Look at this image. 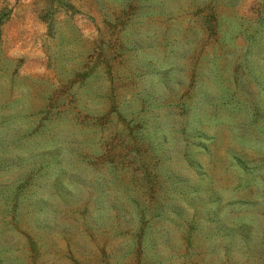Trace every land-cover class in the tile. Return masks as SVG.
Listing matches in <instances>:
<instances>
[{"label": "rangeland", "instance_id": "rangeland-1", "mask_svg": "<svg viewBox=\"0 0 264 264\" xmlns=\"http://www.w3.org/2000/svg\"><path fill=\"white\" fill-rule=\"evenodd\" d=\"M0 264H264V0H0Z\"/></svg>", "mask_w": 264, "mask_h": 264}]
</instances>
